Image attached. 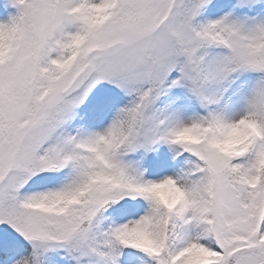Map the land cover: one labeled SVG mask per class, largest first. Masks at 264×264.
Segmentation results:
<instances>
[{
  "label": "snow or ice",
  "instance_id": "snow-or-ice-1",
  "mask_svg": "<svg viewBox=\"0 0 264 264\" xmlns=\"http://www.w3.org/2000/svg\"><path fill=\"white\" fill-rule=\"evenodd\" d=\"M0 264H264V0H0Z\"/></svg>",
  "mask_w": 264,
  "mask_h": 264
}]
</instances>
